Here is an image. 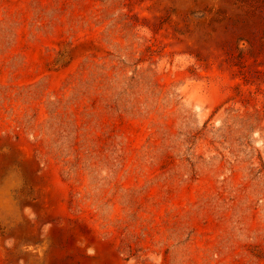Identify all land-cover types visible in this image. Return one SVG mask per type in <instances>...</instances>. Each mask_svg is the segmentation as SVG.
<instances>
[{
    "label": "rangeland",
    "instance_id": "rangeland-1",
    "mask_svg": "<svg viewBox=\"0 0 264 264\" xmlns=\"http://www.w3.org/2000/svg\"><path fill=\"white\" fill-rule=\"evenodd\" d=\"M0 264H264V0H0Z\"/></svg>",
    "mask_w": 264,
    "mask_h": 264
}]
</instances>
